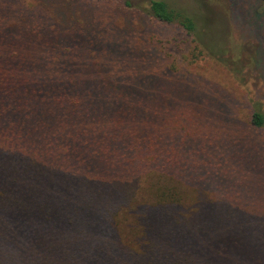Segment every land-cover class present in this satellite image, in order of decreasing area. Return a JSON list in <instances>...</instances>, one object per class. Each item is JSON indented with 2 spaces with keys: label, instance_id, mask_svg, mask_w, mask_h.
Returning a JSON list of instances; mask_svg holds the SVG:
<instances>
[{
  "label": "trees",
  "instance_id": "obj_1",
  "mask_svg": "<svg viewBox=\"0 0 264 264\" xmlns=\"http://www.w3.org/2000/svg\"><path fill=\"white\" fill-rule=\"evenodd\" d=\"M32 4L0 0V264H264V207L190 202L159 169L176 162L142 108L160 103L154 81L92 65L110 55L109 30L61 27ZM147 13L206 54L184 5L150 0Z\"/></svg>",
  "mask_w": 264,
  "mask_h": 264
},
{
  "label": "rangeland",
  "instance_id": "obj_2",
  "mask_svg": "<svg viewBox=\"0 0 264 264\" xmlns=\"http://www.w3.org/2000/svg\"><path fill=\"white\" fill-rule=\"evenodd\" d=\"M14 1L32 7L35 0ZM37 1L61 27L109 30V57L101 62L99 49L91 58L100 78L111 74L99 64L116 63L136 80L154 81L160 103L142 108L157 113L158 139L171 142L163 149L176 162L158 167L175 175L190 202L264 207V129L250 124L254 106L264 111V0H175L197 20L206 54L196 60L184 31L148 17L150 0H128L132 8L124 0Z\"/></svg>",
  "mask_w": 264,
  "mask_h": 264
}]
</instances>
